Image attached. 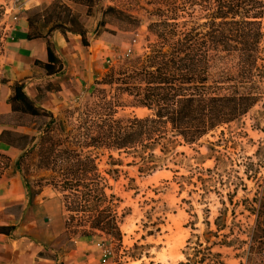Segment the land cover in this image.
Listing matches in <instances>:
<instances>
[{
	"label": "trees",
	"instance_id": "trees-1",
	"mask_svg": "<svg viewBox=\"0 0 264 264\" xmlns=\"http://www.w3.org/2000/svg\"><path fill=\"white\" fill-rule=\"evenodd\" d=\"M177 1L163 0L166 9L155 10L157 21L148 26L155 42L148 47V51L124 68L110 70L95 80L93 86L96 88L90 96L91 100L81 107L65 109L54 115L27 97L22 84L12 87V95L8 99L11 114L8 117L11 116L10 121L15 127L33 134L10 130L1 132L0 142L17 150L19 156L12 161L0 152V180L3 170L12 167L22 177L28 191L26 178L32 167L39 172L50 173L37 185L44 182L62 196L67 214L63 235L121 241V219L114 204L118 200L106 193L109 190L108 181L99 173L90 154L92 150L133 151L144 168L149 169L154 163L156 149L164 154L176 146L197 144L220 127L246 116L260 101L259 89L251 86L249 79L259 69L260 20L264 18V0H182L181 7ZM193 6H199L205 21L191 28H186L185 22L180 26L177 23L178 12L188 14L187 9ZM102 13L97 27L106 24V15L119 12L107 7ZM164 16L166 19H163ZM28 22V39L48 38L57 31L65 37L67 34L78 35L84 47L89 45L87 31L77 16L58 2L47 8L43 15V26L40 27L50 25L46 33H42L31 15ZM96 34L99 35V32ZM221 52L238 57L237 82L241 93L237 89L232 95L223 97L207 93L209 62L212 56ZM47 56L46 63H37L46 75L61 73L62 63L55 57L49 42ZM51 87L47 84L45 89L49 91ZM123 96L129 100L126 103L128 107L147 110L149 115L116 118L118 108L124 107L121 102ZM37 120L41 124L37 125ZM210 151L215 150L211 148ZM261 154H264L262 142L254 157H264ZM215 161L218 163L220 160L216 158ZM260 166L261 161L245 166V178L250 180ZM213 172L214 169H207L197 176L203 189H207L209 182H204L201 175ZM239 180L234 194H237L239 186L244 193L246 191L242 179ZM227 197V202H220L222 208L213 221L215 230L212 231L211 224L206 222L205 235L214 238L221 235L223 239L233 236L237 226L232 223L231 227H227L226 204L232 207L233 219L235 208L241 207V214L247 212L248 217L254 218L253 225L247 230L238 227V236L229 242L221 240L218 245L236 251L246 248L245 264H264V186L252 198L234 201L230 192ZM16 208L8 212L11 214ZM226 229H229L228 234H220ZM13 230L0 227V234L10 235ZM239 235H244L246 239L240 240ZM206 243H209L208 238ZM45 253L44 250L39 257H45ZM204 261L203 257L198 262L195 260L194 264ZM188 262L186 264H191L190 260Z\"/></svg>",
	"mask_w": 264,
	"mask_h": 264
},
{
	"label": "rangeland",
	"instance_id": "rangeland-1",
	"mask_svg": "<svg viewBox=\"0 0 264 264\" xmlns=\"http://www.w3.org/2000/svg\"><path fill=\"white\" fill-rule=\"evenodd\" d=\"M111 3L112 6L108 7L115 8L119 13L108 14L104 20L116 30L110 39L111 44L117 48L119 59L115 56L112 60L107 58V61L111 62L106 64L104 75L110 70L118 71L124 68L148 51V47L155 42L148 26L157 21L156 9H166L163 0H111ZM177 4L181 7L182 0H178ZM0 8L1 58L9 33L12 32L11 28L22 11L15 0H0ZM187 13L178 12L179 25L185 22L186 28H191L205 21L201 17L199 6L189 7ZM30 15L38 27L43 26L36 11ZM260 24L262 38L259 48L260 60L257 63L259 69L251 74L249 84L259 89L261 98L246 116L220 127L192 146H176L164 154L159 148L156 149L154 163L150 164L149 169L144 168L142 161L133 151H91L99 173L108 181L106 183L109 190H106V193L114 195L118 200L114 204L121 219L120 243L106 237H86L91 238L90 245L99 250L100 264H186L189 263L188 260L194 264L195 260L198 262L203 257L204 263L199 264H245L246 248L236 251L218 245L221 240L229 242L238 236V227L247 230L253 225L254 218L248 217L247 212L241 214V207L235 208L233 219L232 207L226 204L227 227H231L232 223L237 226L234 227L233 236L223 239L220 235L228 234L230 228L220 233L219 238L208 237L205 233L206 222L211 224L212 231L215 230L213 221L222 208L220 202H227L228 192L233 195L234 201H238L244 197L252 198L255 192L264 186V157H254L260 143H264V18L260 20ZM49 27L50 25L40 27L42 33H46ZM130 47H133V53L124 58V53ZM237 75L236 54L221 52L212 56L208 69L207 93L218 97L230 96L236 89L241 93ZM95 88L92 86L91 90L77 96L60 111L81 107L89 102ZM121 100L124 107L118 108L116 118H141L149 115L147 110L128 107L126 103L129 100L125 96ZM7 120L9 119L0 117V122ZM39 124L41 121L37 120V125ZM211 148L215 151L211 152ZM18 156L19 154L15 153L10 158L15 161ZM216 158L220 160L218 163ZM259 161L261 166L256 175L247 180L244 176L245 166L251 162L258 164ZM207 169H214V172L211 175H201L204 182H209L207 189H203L197 181V176ZM2 173L0 227L18 229L14 232L15 235L14 230L10 233L13 238L26 236L42 244L47 257H59L70 252L75 246L73 241L80 237L63 235L67 214L62 196L44 182L37 185L40 180L48 178L50 173L39 172L32 167L26 178L29 183L28 191L23 184L24 180L12 167ZM239 179H242L246 191L244 193L239 186L237 194H234L233 190L235 184L240 182ZM14 182L21 183L26 205L24 211L21 207H14L16 209L12 214L17 218L11 220L5 217L10 214V209H4L3 202L6 199L3 196ZM41 192L42 196L38 197ZM56 228L58 233L51 238L50 234ZM207 238L209 243H206ZM239 239L244 240L246 237L239 235Z\"/></svg>",
	"mask_w": 264,
	"mask_h": 264
},
{
	"label": "crops",
	"instance_id": "crops-1",
	"mask_svg": "<svg viewBox=\"0 0 264 264\" xmlns=\"http://www.w3.org/2000/svg\"><path fill=\"white\" fill-rule=\"evenodd\" d=\"M57 2L68 7L86 29L88 47L82 45L80 36L67 34L65 37L57 31L48 38L28 39L30 13L36 11L37 17L42 21L45 10ZM108 6H112L111 0H27L21 16L11 28L12 32L9 33L0 58V80H3L0 83V116L11 119V116L8 117L11 114L8 99L12 95L14 84H22L27 97L54 115L71 104L77 96L92 89L94 81L105 73L107 58L112 59L117 53V48L111 44L110 39L116 30L107 23L103 27H97L103 10ZM48 42L55 57L62 63L61 73L52 76L46 75L40 64H37L47 62ZM47 84L52 85L49 91L45 89ZM3 130L33 134L24 128L15 127L11 121L0 123V134ZM0 152L9 157L19 154L17 150L1 142ZM42 194L43 192L38 197ZM3 197L6 199L3 202L4 209L21 207L22 211L25 210L26 200L21 183H12ZM5 217L11 220L17 218L12 213ZM17 231L15 228L13 234ZM57 233L58 228L53 230L50 237ZM12 235L0 234V263L100 264L101 261L99 250L90 245L91 238L73 241L75 246L70 252L51 259L39 257L44 251L42 244L26 236L13 238Z\"/></svg>",
	"mask_w": 264,
	"mask_h": 264
},
{
	"label": "built area",
	"instance_id": "built-area-1",
	"mask_svg": "<svg viewBox=\"0 0 264 264\" xmlns=\"http://www.w3.org/2000/svg\"><path fill=\"white\" fill-rule=\"evenodd\" d=\"M15 1H16L17 5L20 7V10L23 11V8H24L25 4L27 3V0H15ZM133 51H134L133 47L128 48L126 50V52L124 53L125 54L124 58H128L133 53ZM115 57H118V59H119V55L116 54ZM109 62H111V61L108 60L107 63H109Z\"/></svg>",
	"mask_w": 264,
	"mask_h": 264
}]
</instances>
